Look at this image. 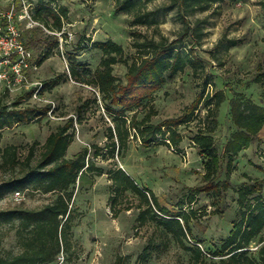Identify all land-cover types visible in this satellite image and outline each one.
Listing matches in <instances>:
<instances>
[{
	"label": "rangeland",
	"instance_id": "1",
	"mask_svg": "<svg viewBox=\"0 0 264 264\" xmlns=\"http://www.w3.org/2000/svg\"><path fill=\"white\" fill-rule=\"evenodd\" d=\"M45 1H51L53 7L66 8L62 30L50 31L40 23L32 32L23 30L22 37L25 42L30 38L36 40L35 45L28 46L32 60L42 57L50 42L54 44L52 52L38 64L36 71H27V82L19 88L8 91L1 86L0 100L8 106L15 101L19 107L49 105L50 110L39 121L4 128L0 146L15 145L21 160L33 148L37 158L48 134L68 116L75 119L76 108L88 101L82 121L74 123L75 136L67 156L84 146L89 147L90 154L94 145L103 147L102 155L94 160L104 169L101 175L84 173L77 179L71 201V249L51 264H112L118 254L124 257V264H192L191 253L181 249L172 235L165 233L155 221L139 223V199L135 194L127 191L111 202L109 171L115 167L125 170L141 188L153 192L165 208L194 212L190 216L192 235L209 258L208 252L219 246L240 218L238 189L264 179V128L231 163L222 154L224 144L236 129L229 115L230 100L238 95L264 106L262 0H223L204 8L180 7L172 0H134L131 15L115 13V0ZM28 2L34 6L37 0ZM12 5L20 12L19 0H0V11H7ZM136 15L143 23L132 22ZM107 40L124 49L127 61L113 65V73L122 83L126 82L128 65L138 56L133 41L162 40L164 45L173 47V51L195 61V66L186 65L173 77L166 73V82L152 95L151 103L157 111L153 123L181 115L199 94L207 98L222 90L225 101L215 114L207 113L204 99L199 103L192 119L178 127L183 140L177 151L164 144L144 145L139 138L130 136L127 148L116 150L111 158L106 135L113 121L105 109V102L95 87L77 82L70 75L71 66L80 71L84 68L94 71L102 53L90 44ZM58 75L65 79L51 89L38 91L36 96L34 90L31 97H26V92L38 86L33 82L42 86ZM258 76L260 81H257ZM143 112V107L137 109L138 119ZM131 114L128 112L127 116ZM210 127L213 128L214 148L222 156L220 167L213 188L195 193L190 201L191 188L206 186L202 180L204 159L192 143V137L199 129ZM12 175L0 159V185ZM19 192L20 195L4 192L0 196V210L38 208L55 196L28 189ZM261 196L264 198V187ZM180 201H183L182 206H179ZM118 209L120 211L115 214ZM5 230L4 225L0 226L1 233ZM1 245L5 250H17L13 231L4 235ZM147 246H150V256L142 262L141 255ZM251 246L254 248L257 244L252 243L250 249Z\"/></svg>",
	"mask_w": 264,
	"mask_h": 264
},
{
	"label": "trees",
	"instance_id": "2",
	"mask_svg": "<svg viewBox=\"0 0 264 264\" xmlns=\"http://www.w3.org/2000/svg\"><path fill=\"white\" fill-rule=\"evenodd\" d=\"M220 1L223 0H172V3H178L180 7L204 8L210 3ZM134 7V0H115L114 12L131 15L134 13ZM261 8L264 10V0L261 1ZM30 12L34 20L55 32L62 30L63 19L67 14L65 7H53L51 1L45 0H37ZM132 22L143 23L141 17L137 15L133 16ZM24 30L34 31L33 28ZM82 41L83 39L78 42L79 46ZM35 42L36 40L32 38L27 42L23 40L27 49L28 46L35 45ZM53 45L50 42V45L46 46L38 64L49 57ZM132 45L137 49L138 56H135L128 65L125 83L119 82L113 73L115 63L127 61L124 49L111 40L91 42L90 46L102 53L94 71L85 68L80 71L71 66L70 75L77 82L95 87L101 100L105 102V109L113 121V127L107 128L106 135V139L109 140L106 146L110 147L108 155L111 158L114 157L116 150L120 152L127 148V139L130 136L139 138L144 145L164 144L177 151L183 140L178 127L192 119L203 99L207 113L215 114L225 101V94L222 90L207 98L199 94L181 115L153 123L152 118L157 111L151 103L152 95L166 82V73L168 77H173L184 66L193 67L196 63L191 57L181 56L178 51H173V47L164 45L162 40L133 41ZM141 51L143 52L139 53ZM64 79L63 75H58L45 81L39 90L40 93L51 89ZM257 81H260V76L257 77ZM34 90L35 88H32L26 92V97H31ZM146 100L149 104L145 103ZM87 102L76 108L75 119L68 116L55 131L48 134L37 158L33 148H30L28 154L21 160L15 145L0 146L2 164L13 173L0 185V196L4 192L24 189L55 195L51 201L38 208L18 207L0 210V226L6 227L4 233L0 232V264H51L60 253L70 252L71 201L76 181L84 173L97 175L104 173V169L97 166L94 160L98 155H102L103 147L94 145V150L90 154L89 147L84 146L72 156H67L68 147L75 136L74 123L82 121L84 111L88 109L84 108L87 107ZM139 107L144 109L140 119L137 117ZM49 110V105L19 107L18 101H15L8 106L0 100V140L4 128L16 123L39 121ZM128 112H132L130 117L127 116ZM229 115L236 129L224 144L222 154L227 156L228 163H231L241 151L252 144L254 138L264 128V106L236 95L230 100ZM212 131V127L207 130L199 129L192 137V143L204 159L202 180L206 182V186L191 188L190 201L195 193L213 188L220 167L222 156L214 148ZM109 177L111 202L124 196L127 191L135 194L139 199L137 215L139 223L155 221L165 233L172 235L181 249L191 253L192 264H264V198L261 196L264 179L255 180L238 189L240 218L232 225L219 246L208 252L207 258L205 251L197 245L200 243L199 240L192 235L190 216L194 212L181 208L178 210L165 208L158 202L153 192L141 188L122 168L111 169ZM215 190L218 191L217 188ZM182 204L183 201H180L179 206ZM119 211L115 210V214ZM10 231L14 233L16 251L5 250L1 245L4 235ZM254 242L257 248L253 251L250 245ZM150 244L152 245V241ZM149 247L147 246L141 255L142 262L150 256ZM112 264H124V257L116 255Z\"/></svg>",
	"mask_w": 264,
	"mask_h": 264
},
{
	"label": "built area",
	"instance_id": "3",
	"mask_svg": "<svg viewBox=\"0 0 264 264\" xmlns=\"http://www.w3.org/2000/svg\"><path fill=\"white\" fill-rule=\"evenodd\" d=\"M19 1L20 12L15 10L14 5L7 11H0V87L4 86L8 91H13L19 88L20 84L27 82V70L36 71L41 58L40 56L36 61L32 60L33 56L22 40L24 29L41 24L32 17L30 12L32 4L28 0ZM33 85H38L33 93L36 96L41 85L39 82H33ZM14 194L20 195V192L15 191ZM252 247L251 249L257 248V246ZM58 258H63L62 253Z\"/></svg>",
	"mask_w": 264,
	"mask_h": 264
},
{
	"label": "crops",
	"instance_id": "4",
	"mask_svg": "<svg viewBox=\"0 0 264 264\" xmlns=\"http://www.w3.org/2000/svg\"><path fill=\"white\" fill-rule=\"evenodd\" d=\"M243 151H244V150H243ZM241 152H242V151H241ZM241 152H240V153H241ZM240 153H239V154H240Z\"/></svg>",
	"mask_w": 264,
	"mask_h": 264
}]
</instances>
